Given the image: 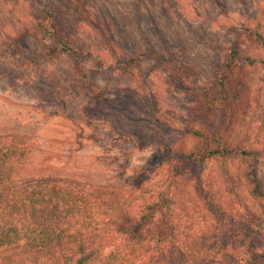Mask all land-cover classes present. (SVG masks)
Segmentation results:
<instances>
[{
    "label": "rangeland",
    "instance_id": "1",
    "mask_svg": "<svg viewBox=\"0 0 264 264\" xmlns=\"http://www.w3.org/2000/svg\"><path fill=\"white\" fill-rule=\"evenodd\" d=\"M39 4L57 14L79 58L46 56L52 39L28 31L32 15L42 17ZM261 35L264 0H0V132L23 134L33 148L16 177L119 186L138 210L167 183V149L203 148L186 128L234 127L232 136L255 151L264 189V66L245 60L264 58ZM234 50L241 57L236 84L246 93L240 107L197 101ZM150 51L170 59L147 58L127 70L116 64ZM214 164L186 167L202 178ZM225 189L243 220L264 235V213L246 186L233 179ZM146 249L113 264L139 261ZM74 251L26 264H61Z\"/></svg>",
    "mask_w": 264,
    "mask_h": 264
},
{
    "label": "trees",
    "instance_id": "2",
    "mask_svg": "<svg viewBox=\"0 0 264 264\" xmlns=\"http://www.w3.org/2000/svg\"><path fill=\"white\" fill-rule=\"evenodd\" d=\"M39 9L42 17L32 15L34 23L28 31L52 39L44 47L46 56L67 53L79 58L80 49L62 31L57 14L42 4ZM231 57L209 87L197 92V101L223 105L232 112L240 107L246 93L236 84L233 68L241 57L235 50ZM147 58L163 64L170 59L150 51L126 61L117 59L116 64L127 70ZM245 60L247 65L264 66V58ZM233 128L212 133L186 128L184 133L202 141L203 148L167 149V183L138 210L128 207V196L119 186L74 178H17V169L31 156L32 144L23 134L0 132V259L8 264L37 263L75 249L62 257L61 264H113L147 248L139 261L128 263L264 264L263 233L243 220L225 189L227 182L238 179L264 213L255 151L232 136L237 133ZM124 138L134 145L141 142L131 134ZM209 159L215 160V166L205 177L186 167L188 162L202 166Z\"/></svg>",
    "mask_w": 264,
    "mask_h": 264
}]
</instances>
